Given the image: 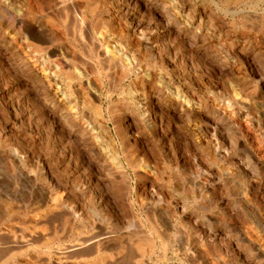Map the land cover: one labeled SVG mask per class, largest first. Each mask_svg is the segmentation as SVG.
Masks as SVG:
<instances>
[{
	"label": "rangeland",
	"instance_id": "1",
	"mask_svg": "<svg viewBox=\"0 0 264 264\" xmlns=\"http://www.w3.org/2000/svg\"><path fill=\"white\" fill-rule=\"evenodd\" d=\"M86 1L74 3L98 32L107 16L136 29V46L144 34L138 63L121 60L118 36L114 56L97 57L71 20L47 43L55 53L32 52L7 16L30 0L0 4V264H264V0ZM59 49L77 64L52 81L50 119L40 74ZM68 87L74 108L56 93ZM140 87L152 95L144 130L130 124ZM177 90L189 120L171 114ZM142 152L150 170L135 166ZM52 185L72 210L48 198Z\"/></svg>",
	"mask_w": 264,
	"mask_h": 264
},
{
	"label": "bare ground",
	"instance_id": "2",
	"mask_svg": "<svg viewBox=\"0 0 264 264\" xmlns=\"http://www.w3.org/2000/svg\"><path fill=\"white\" fill-rule=\"evenodd\" d=\"M41 1V0H40ZM40 1L38 2V0H30V2H27V4L24 6V7H16L17 5H9L10 7L7 8V12H8V21L10 23V26H12L14 29H16L17 33L21 36V38L23 39V42L25 41L26 45L29 47L30 51L32 52H35V53H38V54H42L43 52H45V54L48 55V52L53 54L55 53V49L54 51L49 48V45H47V43H52V40L54 39V37L56 36L57 37V33L59 31V27L61 26L62 28L65 26L66 24V21H70V23H72L70 25V28H72V30L76 29L77 25L79 27V33L81 34V36L83 37V39L85 38L86 41H84V46L86 45V47H88L92 52L93 50L95 51V53L97 54V57H99L100 55H103L104 57H113V53H115V47H117V44H111L110 41L112 42V40L118 36L119 37V40L117 41L118 42V48H119V51L121 50L120 53H123V57L121 60L125 61L124 64H129V65H135L136 63H138V55H137V50H138V47L139 46H143V44H145L144 42V39H145V36L144 34H142L141 31L137 30V34H138V45L136 46L135 44H133L130 40H129V33L131 31V29H124V30H120V28H117L116 25H114V22L113 20L111 19V17H107V16H102V20H101V31H97L96 27L95 26H92L91 23H89L88 19L85 18L86 16H84V13L85 11L83 10V6H78L74 3V0H52V1H49V2H43L41 1V4ZM46 1V0H45ZM86 1V0H85ZM89 1H94V0H89ZM88 0L86 2H89ZM98 1V0H97ZM97 1H95L97 3ZM101 1V0H100ZM5 4V3H8L10 2V0H0V4ZM52 2V3H50ZM84 2V3H86ZM143 2V1H142ZM228 3V2H227ZM2 4V5H3ZM12 4V3H11ZM24 5V4H23ZM89 5V4H88ZM94 5V4H93ZM91 4V6H93ZM100 5V4H98ZM4 6V5H3ZM2 6V7H3ZM6 6V5H5ZM253 6V5H252ZM255 6V5H254ZM96 7V6H95ZM95 7L94 10H95ZM86 8H91V7H88L86 6L84 9ZM146 9V8H145ZM243 10V9H242ZM0 11H1V7H0ZM89 11V9H88ZM96 11V10H95ZM93 12V11H92ZM90 11V13H92ZM92 15V14H90ZM101 15V14H100ZM93 16V15H92ZM248 19V18H247ZM100 20V19H99ZM244 20V19H243ZM254 20V19H253ZM68 21V22H69ZM121 21V20H120ZM256 21V20H255ZM93 22V21H92ZM9 25V24H8ZM98 25V22L96 24V26ZM99 26V25H98ZM100 27V26H99ZM66 28V27H65ZM64 29V28H63ZM62 30V29H61ZM95 32H98V36L101 35V39H99L97 37V35H95ZM131 32H136V29H133ZM78 33V31H77ZM60 34V33H59ZM66 34V33H65ZM76 34V33H75ZM74 35V33H73ZM80 37V35H79ZM59 39V38H58ZM77 40V39H76ZM147 40V39H146ZM103 42V43H101ZM114 42V41H113ZM116 42V41H115ZM44 44H46V46L44 47ZM25 45V46H26ZM80 45V44H79ZM102 45H104V50L101 51V47ZM27 47V48H28ZM118 51V52H119ZM34 53V55H36ZM58 55H59V60H56V62H53V61H49L48 59H46L45 62H43L42 64V68H41V74H40V83L42 84V91H43V98L42 99H39V104H38V107L40 109V114L42 117H46V118H55V112L53 110V107L56 105H52V103H50V100L48 98V94H49V89L51 88V86L53 85L52 84V81H55V76H62L63 79H65L67 82H70L72 80V77L68 74H66L65 72L62 73L61 70H63L66 66H72L75 64H77V60L75 57H68V54L62 51H57ZM89 53V52H88ZM118 54V53H117ZM76 55V54H75ZM87 55V54H86ZM118 55H121L122 54H118ZM74 56V55H73ZM48 57V56H47ZM88 57V56H87ZM149 57V56H148ZM94 58V57H93ZM103 58V57H102ZM101 58V59H102ZM100 59V58H99ZM98 59V61H99ZM109 59V58H108ZM107 60V59H106ZM80 61V60H79ZM110 60H108L107 62L109 63ZM115 61V60H114ZM113 61V62H114ZM82 62V61H81ZM102 62V61H100ZM103 63V62H102ZM123 64V63H121ZM120 64V65H121ZM41 65V64H40ZM108 65V64H107ZM111 65V64H110ZM101 66V63H98L96 62V64L93 63V68L92 69L93 71H98L99 70V67ZM112 66V65H111ZM122 66V65H121ZM39 67V66H38ZM108 67V66H107ZM123 67V66H122ZM128 67V66H127ZM133 67V66H132ZM68 68V67H67ZM88 68V67H87ZM101 68V67H100ZM124 68H126L124 66ZM134 68V67H133ZM76 69V68H75ZM12 70V68H11ZM89 70V69H88ZM14 71V74H15V70ZM64 71V70H63ZM66 71V69H65ZM68 71V70H67ZM82 71V70H80ZM80 71H79V74H80ZM102 71V70H101ZM74 72V71H73ZM76 72V71H75ZM90 72V71H89ZM136 72V71H135ZM68 73V72H67ZM87 75V71H86V67L83 68V72L82 74ZM91 73V72H90ZM124 73V72H122ZM164 73V72H163ZM11 74V73H10ZM81 74V75H82ZM73 75V74H72ZM80 75V76H81ZM89 75V74H88ZM17 76V75H16ZM121 76V75H120ZM254 76V75H253ZM74 77H75V74H74ZM135 77V76H134ZM148 77V76H147ZM60 78V77H59ZM77 78V77H76ZM84 78V77H82ZM88 78V77H87ZM58 79V78H57ZM86 79V77H85ZM112 79V78H111ZM149 79V77H148ZM84 80V79H83ZM82 80V81H83ZM88 80V79H86ZM85 80V82H86ZM99 80V79H98ZM147 80V79H146ZM38 82V81H37ZM84 82V83H85ZM89 82V81H87ZM144 83V82H143ZM58 84V83H57ZM66 84V83H65ZM90 84V83H89ZM103 84V83H101ZM30 85V84H29ZM88 85V84H87ZM137 85V84H136ZM140 85V84H139ZM89 86V85H88ZM26 87H28L30 89V87L27 85ZM58 87V86H57ZM64 87H66L64 85ZM87 87V86H85ZM242 88H244L243 86H240ZM33 88V87H32ZM58 89V88H57ZM64 89V88H63ZM88 89V88H87ZM92 89V88H90ZM95 89V88H94ZM93 89V90H94ZM157 89V87L155 88V90ZM246 89V88H245ZM242 90V92H244V90ZM25 90V88H24ZM23 90V91H24ZM77 90V89H76ZM232 90V89H231ZM56 91V90H55ZM90 91L89 89L87 90V92ZM30 92V91H29ZM92 92V91H91ZM246 92V90H245ZM249 91H247L248 93ZM251 92V91H250ZM250 92L248 94H250ZM51 93V92H50ZM58 95L60 98H63L65 99V101H68L69 103H72L70 104V107L71 105H77L79 103H77V100H76V97L73 95L72 93V90L68 87L67 90H62L60 88V90L57 92ZM96 94V91L93 92ZM159 93V92H158ZM253 93V92H252ZM53 94V93H51ZM78 94V93H77ZM80 94V93H79ZM138 94L139 96H141V100L142 102L140 103V106L137 108V112L132 116H130V124H134L135 126L139 127V128H142V130L145 129V123L147 122H152V120H154V118L150 115V113L144 109L143 105L146 104V102H148L152 95L149 94L146 89L144 87H140V90L138 91ZM30 95V94H29ZM31 96L28 97L31 99ZM54 96V95H53ZM78 96V95H77ZM92 96V95H91ZM96 96V95H95ZM136 96V95H135ZM175 96L177 97L175 99V104H174V107L171 108V110L173 112H171V114L173 116L176 117V115L179 117V116H185L184 118L189 120V117L190 115L193 113V107H192V103H191V95H180L179 94V91H175ZM159 97V96H158ZM58 98V97H57ZM95 99L97 97H94ZM56 99V98H55ZM62 99V100H63ZM33 101H35L34 98H32ZM54 100V99H53ZM61 100V101H62ZM80 100V99H79ZM85 100V99H84ZM98 100V99H97ZM32 101V102H33ZM37 101V100H36ZM37 102V103H38ZM83 102V101H82ZM54 103V102H53ZM65 103V102H64ZM81 103V102H80ZM88 103V102H87ZM36 104V103H34ZM205 104V103H204ZM84 105V104H83ZM53 106V107H52ZM117 106V105H116ZM200 106V105H199ZM202 106V105H201ZM37 107V108H38ZM100 107V106H99ZM196 107V106H195ZM203 107V106H202ZM206 107V106H204ZM72 108V107H71ZM74 108V106H73ZM78 108V107H77ZM122 108V107H121ZM152 108V107H151ZM135 109V108H134ZM198 109V108H197ZM63 110V109H62ZM206 110V109H205ZM79 111V110H78ZM98 111V110H97ZM100 111V110H99ZM98 111V112H99ZM163 111V110H162ZM75 112V111H74ZM222 112V111H221ZM78 113V112H76ZM119 113V112H118ZM154 113V112H153ZM163 113V112H162ZM161 113V114H162ZM112 114H113V111H112ZM160 114V113H159ZM227 114V113H226ZM248 114V113H247ZM58 115V114H57ZM56 115V116H57ZM219 117L223 118V113H218ZM75 116V115H74ZM100 116V115H99ZM245 116V115H244ZM61 118V117H60ZM179 119V118H178ZM192 119V118H191ZM48 120V119H47ZM58 120V119H57ZM182 120V119H181ZM165 121V120H164ZM75 122V121H74ZM150 122V124H151ZM50 123V122H49ZM76 123V122H75ZM66 124V123H65ZM67 125V124H66ZM142 125V126H141ZM153 125V124H152ZM150 125V127L152 126ZM61 126V125H60ZM78 126H80L78 124ZM98 126V125H97ZM154 126V125H153ZM69 127V126H68ZM84 127V126H82ZM81 127V128H82ZM166 127V126H165ZM63 128V127H62ZM103 128V127H102ZM105 128V126H104ZM211 128V127H210ZM219 126L218 125H215L213 127V132L219 130ZM65 129V128H64ZM67 129V128H66ZM84 129V128H83ZM83 129L81 131H83ZM85 130V129H84ZM73 131V130H72ZM80 131V130H79ZM87 131V130H86ZM110 131V130H109ZM108 130H106V133L109 132ZM134 131V130H133ZM154 131V130H153ZM42 132V131H41ZM85 132V131H84ZM83 133V132H82ZM105 133V132H104ZM105 133V134H106ZM120 133V132H119ZM66 134V133H64ZM152 134V133H151ZM76 135V134H75ZM79 135V134H78ZM91 135V134H90ZM108 134H106L107 136ZM22 136V135H21ZM72 136V135H71ZM188 136V138H187ZM187 136H185L186 138H182L183 139V142L187 141V142H192L194 141V139L192 137H189V133L187 134ZM65 137V136H64ZM73 137V136H72ZM81 137H83L82 139H84L85 134H81ZM93 137V136H92ZM95 137V136H94ZM88 138V137H86ZM71 139V138H70ZM78 139V138H77ZM76 139V140H77ZM92 139V138H91ZM94 139V138H93ZM109 139V138H108ZM107 139V140H108ZM65 140V139H64ZM73 140V138H72ZM85 140V139H84ZM113 140V139H112ZM70 142V140H68ZM86 141V140H85ZM147 141V140H146ZM87 142V141H86ZM89 142V140H88ZM93 142V140H92ZM112 142V141H110ZM115 142V141H114ZM68 143V142H67ZM107 143V142H106ZM135 143V142H134ZM87 144V143H85ZM155 144V143H154ZM78 145V144H77ZM111 145V144H110ZM114 145V144H113ZM159 145V144H158ZM74 147V146H73ZM147 148V147H146ZM10 149V148H9ZM156 149V148H155ZM216 149V148H215ZM13 150V149H12ZM148 150V148H147ZM15 151V150H13ZM16 152V151H15ZM17 154V153H16ZM15 154V155H16ZM19 154V153H18ZM114 154V152H113ZM112 154V155H113ZM120 154V153H119ZM139 154V153H138ZM138 154L135 156L136 158V161H135V166L137 167H141L143 168L144 170H150L151 168V162L153 161H149V156H147L144 152L140 153L138 156ZM135 155V154H133ZM128 156V154L126 155ZM115 157V155H114ZM121 156L120 155H116V159L118 161V164H119V167L123 168V160H121L120 158ZM130 157V156H129ZM159 157V156H158ZM16 158V157H15ZM133 158V156H132ZM20 159V158H19ZM114 159V160H116ZM128 161V160H127ZM21 162V161H20ZM132 162V160H131ZM117 163V162H116ZM130 163V162H129ZM156 163V162H155ZM117 164V165H118ZM132 164V163H131ZM120 168V169H121ZM134 168V167H133ZM122 173V172H121ZM114 174V173H113ZM127 179V178H126ZM128 182V181H127ZM57 184L59 182H56ZM61 183V182H60ZM124 183V182H123ZM54 184V183H53ZM56 186V184H54ZM54 185H52L51 187L48 186V198L51 199V201H54L55 204L57 205V202L59 204H61L63 207L65 208H71L69 205L68 202L66 201H63L62 200V197L61 196H56L55 195V191H54ZM61 186V185H60ZM64 186V184H63ZM62 187V186H61ZM77 185L76 184H73V188L76 189ZM249 187L252 188L251 185H249ZM58 188V187H57ZM56 188V189H57ZM111 188V187H110ZM125 188V187H124ZM63 189H65V192L67 191L66 189V186L63 187ZM70 189V188H69ZM106 189V188H105ZM60 191V190H59ZM70 191V190H69ZM67 191V192H69ZM104 192V191H103ZM112 192V191H110ZM108 194H109V191H108ZM69 195V194H68ZM54 196V197H52ZM56 196V197H55ZM108 196V195H106ZM69 197V196H68ZM90 199V198H89ZM110 199V198H109ZM114 200V199H113ZM78 201V200H77ZM110 202V201H109ZM55 206V205H54ZM115 207V206H114ZM156 207V206H155ZM154 208V207H153ZM160 209V208H159ZM70 210V209H69ZM72 210V208H71ZM122 210V209H121ZM50 211V210H49ZM62 212V211H61ZM117 212V213H116ZM73 213V212H72ZM115 215L117 216V219L120 221V218L119 216L120 215V210H115ZM160 216V214H159ZM123 219V218H122ZM147 221V220H146ZM121 222V221H120ZM116 223V222H115ZM151 224V223H150ZM152 225V224H151ZM153 226V225H152ZM150 227V226H149ZM154 229V228H153ZM139 232V231H138ZM132 234V233H131ZM139 235L141 236V238H143L145 241H147L150 237V235H148L146 233V231L142 232L140 231ZM139 236V237H140ZM138 237V238H139ZM75 239V238H74ZM51 240V239H49ZM89 240V239H88ZM37 241V240H36ZM43 240L40 241V243L42 242ZM143 241V240H142ZM26 242V241H25ZM44 242V241H43ZM24 243V242H23ZM22 243V244H23ZM28 243V242H27ZM83 243V242H82ZM81 243V244H82ZM37 244V243H36ZM35 244V245H36ZM143 244V243H142ZM29 245V244H27ZM26 245V246H27ZM33 246L36 248V246ZM80 245V244H79ZM83 245V244H82ZM141 245V244H140ZM18 246V245H17ZM45 246V245H44ZM44 246H41V247H44ZM18 248V247H17ZM27 248V247H26ZM22 251V249H21ZM99 251V250H98ZM85 253V252H84ZM215 253V252H214ZM121 254V253H120ZM82 255H84L82 253ZM87 255V254H85ZM92 255V254H90ZM89 257V256H88ZM123 258V257H122ZM93 259V258H91ZM8 260V259H7ZM90 261V260H89ZM93 261V260H92ZM88 262V261H87Z\"/></svg>",
	"mask_w": 264,
	"mask_h": 264
}]
</instances>
